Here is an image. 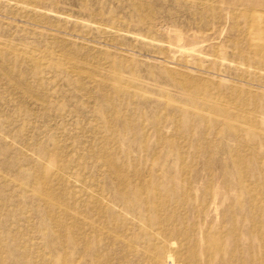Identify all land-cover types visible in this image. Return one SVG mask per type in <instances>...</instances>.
<instances>
[{
    "label": "rangeland",
    "instance_id": "1",
    "mask_svg": "<svg viewBox=\"0 0 264 264\" xmlns=\"http://www.w3.org/2000/svg\"><path fill=\"white\" fill-rule=\"evenodd\" d=\"M234 13L0 0V264H264V52Z\"/></svg>",
    "mask_w": 264,
    "mask_h": 264
},
{
    "label": "bare ground",
    "instance_id": "2",
    "mask_svg": "<svg viewBox=\"0 0 264 264\" xmlns=\"http://www.w3.org/2000/svg\"><path fill=\"white\" fill-rule=\"evenodd\" d=\"M224 3L235 9V15L237 14L239 17L245 16L248 18L252 47L254 46L264 52V41L261 39L262 37H258L264 36V0H224ZM47 194L49 198V192Z\"/></svg>",
    "mask_w": 264,
    "mask_h": 264
}]
</instances>
